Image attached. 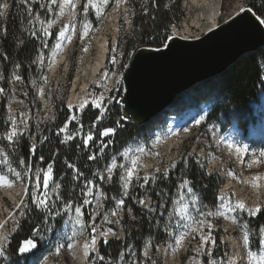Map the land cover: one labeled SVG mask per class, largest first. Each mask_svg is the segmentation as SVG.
<instances>
[{"label": "rangeland", "instance_id": "obj_1", "mask_svg": "<svg viewBox=\"0 0 264 264\" xmlns=\"http://www.w3.org/2000/svg\"><path fill=\"white\" fill-rule=\"evenodd\" d=\"M30 1L46 5L47 7L44 8H46L49 16L47 21L45 18L39 17V20L43 21L42 25L36 20L30 24L31 30L35 25L36 38L41 41L39 38L42 36L41 28H45L52 34L56 32V39L50 44L51 47H47L48 56L42 53V63L38 60L39 79L32 80L26 85L22 79L16 80L14 76L10 81V90L5 93L0 92V98L6 100L5 117L2 116V121H0V178L8 179L11 182V189L17 199L16 201L13 200L5 190L0 188V225L5 227L4 232L8 239L17 232L19 228L17 222L20 224L24 217L20 215L21 208H23L21 201H24L28 206L24 209L26 212L30 209L29 200H31L32 206L36 207L32 203V197L41 195L45 191L42 175L40 188H35L37 183L36 171L38 168H46L48 163L46 162V165L42 166L45 161H38L36 164L25 160V164H20L19 161L22 158H19L17 154L12 157L7 156L2 149V142L3 146L15 143L7 140V133L11 128L9 117L15 120L21 131H24L19 142H23V139L29 140L31 145H36V148L44 144L45 138L51 131L55 132L52 127L56 126L60 119L62 106L68 111L69 117L76 115L81 125V118H84L89 108L98 111L99 115L103 113V118L96 125V128L86 129L83 126L79 135L76 136L82 142L81 146H83V140L86 139L89 132L95 134L97 129L115 125L117 120L114 119V114L117 113V107H120L118 101L124 94L123 75L129 66L127 60L125 61L122 57L123 51L118 47L119 37L123 33L128 34L133 26V15L128 0H108L107 4H104L103 0H92L93 4L100 7V15H97L95 8L89 5V0H68L67 3L65 0H55V3H52V0ZM81 1L86 2L83 8H81ZM176 1L181 13V21L177 26L172 27L171 32L173 33V29L176 28L181 34L183 26L186 23H191L194 16L193 14L192 16L189 15L187 10V3L190 0ZM235 3L236 0L223 1L220 25L232 19L234 17L232 13L235 10L241 12V8H247L249 0H246L236 9ZM86 6L87 11H85ZM63 33L66 38L64 57L58 69L53 73L52 66L57 56L55 52ZM199 33L200 30L194 31L191 40H195ZM43 39L47 43V41L52 40V35ZM104 40L108 47V53L101 74L96 77L99 81H89V77L82 72L83 68L89 63L96 62L99 43ZM45 50L46 47H44ZM114 60L115 62H113ZM86 83L87 87L81 91V87ZM197 91L194 88L180 95L171 107L148 125L142 127L143 129L138 130L135 136L119 147L118 150L115 149L116 145H108L114 151L110 153L107 161L105 154L98 157L100 168L88 180L92 182L88 186L91 188V193L88 192V187L85 186L86 181L81 176L79 179L75 178L77 167L69 162L63 163V166H66L68 170L72 169L75 174L73 181L82 192V198L81 196L78 197V201L81 200V203H70L72 208L65 210L66 203L62 202L61 199L62 184L56 181L52 174L47 189L49 210H43V214L52 217V221H44V225L33 235L36 247L30 253L25 254L19 260H13L9 256L7 259L0 258V264H79L78 260L75 259L76 254L70 251L78 243L84 245L86 256L83 264H135L136 260L146 264L147 262L154 264L160 260L162 264H166L165 253L162 248L168 244L175 247V264H206L207 257L196 251L201 246L200 232L197 229L199 227L198 222L202 219L211 223L212 235L216 240L215 246L204 245V250L211 251L212 259L216 260L218 264H239L237 259L240 258V252L244 254L241 264H261L260 257L264 256V248L255 245L245 246L243 241V224L245 222L248 224V220L255 217H249L246 213L239 211L231 212L229 209L238 203H243L246 208L255 209L259 207L264 210V157L261 156V153H264V141H259V139L248 141L247 138L242 137L241 129L236 123L235 110L230 107L226 108V115L232 122L230 124L229 121L224 122L226 124L225 129L216 123H209L208 116L212 111L213 103L201 101L202 99L196 96ZM75 93H80L81 98L86 100L84 103V106L88 104L86 108L72 107L74 105H71V101ZM261 95L263 103L259 101V103L252 102L250 104L252 107L251 117L256 118L250 128L255 132L264 128V92ZM97 104L100 107L97 108L95 106ZM111 109L113 112L110 115ZM120 110L122 111V107ZM186 116H188L189 133L185 138H179L178 134L175 132L172 134L168 130L169 122L173 117L185 118ZM106 118L108 120H105ZM244 119L242 117V121ZM24 123L28 125L27 130H24ZM63 126L64 124L61 127ZM77 128L76 121H72L68 125L69 131H74L73 133L77 131ZM231 130L237 134L240 133L239 139L226 140L225 142L223 140L224 134ZM111 136L112 134L102 137V139L108 141L107 138H111ZM54 137L62 139L63 134ZM96 143L97 148H99V141L97 140ZM113 157H115L117 165H124V168L117 167L114 169L112 180L109 181L107 168L111 166ZM182 158H184V164L194 162L207 175L217 174L221 177L223 184L219 193V207L215 215L208 217L202 215L209 211L203 207L202 201L195 193L192 184H188L193 189L192 193H189L187 188L180 186L183 183L180 181L183 179L182 177H179L174 183L175 190L172 195H161L162 197L157 202L152 199V195L147 189L149 185L152 187L156 185L159 173L163 175L167 173L168 176L169 172L175 170ZM134 160L136 161L135 166L132 164ZM69 165L74 167H69ZM54 166L55 164H53V168ZM125 169L133 170L132 181L128 188L129 197H124L122 181L119 179L120 175L124 174ZM144 177L149 178L147 184H144ZM56 184H59L60 187L53 191ZM141 185L143 186L141 187ZM106 187H110L111 191L117 192L118 195L113 194L106 197L103 191V188ZM138 192L143 194L141 198H137ZM132 195L134 196L132 197ZM84 199H88L90 202L83 205ZM120 199L133 201V204L150 214L149 218H154L159 223L164 224L170 241L160 245L156 250H152L149 240H146L139 254L130 248V253L118 261L106 262L104 259H98L97 253L101 256L100 243L103 239L106 238L109 242L124 237L122 220L125 215L129 214L124 209L125 203L123 206L118 205L117 202ZM139 199L150 201L151 207L155 211L149 212L144 209L142 205L136 202ZM18 205H20L19 208ZM80 205H83L82 215L78 219L75 207ZM56 218L61 219L60 226L55 223ZM88 219L89 221H87ZM248 226L251 229L249 224ZM109 229L115 235L109 233ZM203 231L207 235L208 229L206 227ZM101 232L106 233V237H100L98 234ZM181 236H184L185 239L177 243ZM93 237L97 238L95 250L91 248ZM8 239L5 242L6 247ZM250 239L253 241L257 239V234L253 230L250 232ZM218 241L221 248H228V253L223 258L214 257V253L220 252ZM249 250L256 254V258L248 255ZM145 251L148 253L147 257L143 254Z\"/></svg>", "mask_w": 264, "mask_h": 264}, {"label": "trees", "instance_id": "obj_2", "mask_svg": "<svg viewBox=\"0 0 264 264\" xmlns=\"http://www.w3.org/2000/svg\"><path fill=\"white\" fill-rule=\"evenodd\" d=\"M8 2L11 5L9 12L4 16H0V29H7L6 36L0 31V77H2L0 78V88L4 90L3 93L10 90V81L15 75H19L26 85L32 80L39 79L40 69H38L37 57L42 53L48 56L49 50H47V47H51L50 44L56 39V32H54L52 40L47 41L46 50L44 51L42 41L30 34L31 25L28 21L33 16L38 13L39 17L45 18V21L49 19L46 8H41L40 3H33L30 0L27 5L21 4L20 0H8ZM262 2L264 0H249L248 7L252 8L258 17L264 19V16L257 12V8ZM85 3V1H81V8L85 6ZM128 3L133 15V26L128 34L123 33L119 37L118 47L123 51V59L130 63L134 53L142 47L163 48L162 43H167L168 41L165 38L172 36V27L180 23L181 13L178 10L176 0H128ZM253 3H255L256 7H252ZM29 7L32 9V16L27 14L26 9ZM5 56H7V59L4 58ZM17 64L20 65L19 68L16 67ZM194 88L198 90L196 96L200 97L201 101H211L213 103L212 111L208 116L209 123H216L225 129L226 124L224 122L229 121V124L232 122L226 115V108L230 107L235 110V119L238 127L246 135L248 133V125L254 120L251 117L252 107L250 104L252 102L259 103L261 94L264 92V48L243 56L221 76L203 82ZM5 106L6 100L0 98V121H2V116L5 117ZM120 107H117V113L114 114V119L117 120L116 124L110 126L115 129V132L111 138H107L109 139L108 141H105L108 143L111 140L108 145H116V150L130 141L136 132L144 127H136L122 121ZM61 110L57 125L52 127L55 132L51 131L44 144L36 148V156H30L28 153V148L31 145L29 140L23 139L21 143L5 144L4 146L2 142V149L7 156L12 157L17 154L19 158L27 162H35L36 164L39 161L38 156L43 155L45 162L42 166L54 159L55 166L52 174L54 179L62 184V202L66 204L81 203V200L78 201V197L81 196L82 198V192L73 181L75 174L72 169L68 170L66 166H63V163L69 162L75 165L83 173L82 179L87 182L92 178L94 172L100 168L98 157L102 154H98L95 160H89L88 157L93 152H99L97 143L93 144L91 142V150H88L81 146L82 142L78 140V137H75L67 145L59 143L60 139L54 136L57 129L69 118L68 111L63 106ZM112 112L113 109L110 110V115ZM97 115H99L98 111L89 108L85 113L86 117L81 118L82 125L86 129H93L92 124ZM247 116L249 117L247 118ZM242 117L245 118L244 121H242ZM105 120H108V118ZM99 127L101 128V126ZM36 140L39 141V139ZM76 145H80V147L77 148ZM113 151L114 149L112 148H106L103 153L106 161ZM54 153L58 154L54 156ZM183 162L184 158H182L175 170L169 172L167 177L163 174H158L159 179L156 185L154 187L149 185L147 188L150 195H152V199L157 202L162 196L172 195L175 190L174 183L177 182L179 177H182L183 179L180 181L187 180L192 184L205 210L215 213L219 207V193L223 184L221 177L217 174L207 175L194 162H191V164H184ZM103 191L106 197L113 194L118 195L117 192L111 191L110 187L103 188ZM137 194V198L143 196L141 192ZM29 204L30 209L26 211V215L20 221L17 232L8 239L7 252L8 256L13 260H19L24 257L25 254L19 252V247H24L23 245L26 241L33 239V235L37 233V229L44 225V221H52V217L44 215L43 210L33 207L31 200H29ZM129 208H132L136 220L133 221L131 216L125 215L122 220L124 237L120 240H110L107 244L100 243V254L106 262L118 261L122 257H126L130 253V248L135 250L137 254L141 253L146 240H149L152 250H156L160 245L167 244L170 241L164 224L159 223L154 218H149V213L137 207L133 204V201L126 200L124 209L128 211ZM54 221L58 226L62 223L61 219L56 218ZM248 224L253 232L257 234L256 229L258 226L264 225V211L257 217L250 218ZM218 245L220 252L214 253V257L223 258L228 253V248H221L219 241ZM135 264L146 263L136 260ZM147 264L150 263L147 262ZM154 264L162 263L158 260Z\"/></svg>", "mask_w": 264, "mask_h": 264}, {"label": "water", "instance_id": "obj_3", "mask_svg": "<svg viewBox=\"0 0 264 264\" xmlns=\"http://www.w3.org/2000/svg\"><path fill=\"white\" fill-rule=\"evenodd\" d=\"M260 19L253 10L244 11L200 39L187 41L172 34L168 48L138 49L123 75L124 94L118 101L122 121L136 127L147 125L183 93L221 76L243 56L264 48Z\"/></svg>", "mask_w": 264, "mask_h": 264}, {"label": "snow or ice", "instance_id": "obj_4", "mask_svg": "<svg viewBox=\"0 0 264 264\" xmlns=\"http://www.w3.org/2000/svg\"><path fill=\"white\" fill-rule=\"evenodd\" d=\"M65 2L67 3L68 0H65ZM108 0H103L104 4H107ZM21 4L27 5L29 3V0H20ZM52 3H55V0H52ZM89 5H91L93 8H95L96 10V14L100 15L101 14V9L100 7H98L96 4L92 3V0H89ZM10 3L8 2V0H0V16H4L6 15L9 10H10ZM41 8L47 7L46 5H40ZM252 7H256L255 3H253ZM252 8H241V12L244 11H251ZM27 14L29 16H32V9L29 7L26 9ZM49 11H51V9L49 8ZM85 11H87V6L85 7ZM257 12H259L262 16H264V2H262L259 6V8H257ZM33 20L39 21L41 23V25L43 24V21L39 20V14L37 13L35 16H33L32 20H29L28 23L32 24ZM260 23L264 24V19H260ZM0 31L3 32V34L6 36L7 35V29H0ZM41 32H42V36H40L39 38L42 41V46L46 47L47 44L44 41V37H49L52 35V33L45 28H41ZM33 37H37V31L35 30V25H33V30H31L30 33ZM86 34V33H85ZM166 40H171L172 37L171 36H167L165 38ZM162 47L163 48H168L169 45L168 43H162ZM160 48L155 49V51H160ZM5 59H7V56L4 57ZM38 60H40V62L42 63V54L40 56L37 57ZM115 62V60L113 61ZM17 68L20 67L19 64L16 65ZM2 78V77H0ZM15 79L16 80H20L21 77L19 75H15ZM4 90L2 88H0V92H3ZM97 108L100 107L99 104L95 105ZM84 105H80V108L83 109ZM103 118V113H101L100 115H97L95 117V120L93 121L92 127L96 128V125L101 121V119ZM9 120L11 121V128L7 133V140L8 141H13L15 143H19L20 138L24 135V131H21L19 129V127L16 125L15 120H13L11 117H9ZM72 121H76L78 128L77 131L75 133L69 131L68 129V125L72 122ZM23 123V121H22ZM197 123H199V121H197ZM28 125L27 123H24V130H27ZM83 125H81L79 123L78 117L76 115H71L65 122H64V126L60 127L57 129L56 131V135L57 136H61V134H63V138L59 140L60 144H67L69 141H72L75 139V137L77 135H79L80 131L82 130ZM115 129L113 127H104L102 129H97V132L94 134L93 132H89L87 134L86 139L83 140V146L85 149L91 150L90 149V145L89 142H93V144H95L97 142V140L99 141V152H93L92 155H90L88 157L89 160H95L98 154H103L105 148L108 147V143H110V141L108 143H106L102 137H107L111 134H114ZM95 137V138H94ZM47 139V138H45ZM77 148L80 147V145H76ZM237 151H239V149H237ZM28 153L30 156H36L37 155V151H36V145L32 144L29 146L28 148ZM58 153H54L53 155H57ZM261 156L264 157V153H261ZM38 160L43 162L45 160V157L43 155H39L38 156ZM20 164H25V160L21 159L19 161ZM55 163V160L53 159L51 162L47 163L46 168H38L36 171V178H37V183L35 185L36 189L40 188L41 185V180L40 177L42 175V184L43 187L45 189V191L41 194V195H34L32 197V203L36 206V208L41 209V210H49V203H48V187H49V182L52 179V173H53V164ZM133 166L136 165V161H132ZM30 167V166H29ZM69 167H74L73 165H69ZM117 167L120 168H124V165H117L115 157L112 158V163L111 166L107 168V171L109 173L107 179L109 181L112 180V173L114 171V169H116ZM173 167H175V165H173ZM77 171V175H76V179H79L80 176H83L82 172H79V170ZM17 175H19V173H17ZM165 176H167V173H165ZM132 177H133V170L132 169H125L124 174H121L119 179L122 181V188L124 189L123 191V195L124 197H129V192H128V188L131 184L132 181ZM103 179V177H102ZM137 179H139V177H137ZM144 184H147L149 182V178L148 177H144ZM91 181H87L86 182V187H88L89 185H91ZM189 182L187 180L183 181V183L180 185L182 188H187L189 193L193 192V189L191 187L188 186ZM143 185H141L142 187ZM60 185L56 184L55 188H53V191H56L57 189H59ZM88 192L91 193V188L88 187ZM193 196H195V194H193ZM135 199V198H133ZM90 201L88 199H84L83 201V205H87ZM137 203H139L140 205L143 206L144 209H147L149 212H153L155 211L152 207H151V202L146 200V199H139L136 201ZM119 206H123L125 201L124 199H120L118 202ZM21 205H23V208H21L20 211V215L23 217L26 215V212L24 211V209H26L28 206L27 204L24 203V201H21ZM83 205L80 206H76L75 207V212L77 214V218L79 219V217L82 215L81 209L83 207ZM18 208L20 207V205L17 206ZM65 210H70L72 208V205L66 204L65 206ZM231 212H241V213H246L249 217H257L258 215H260V213L264 210H262L261 208L257 207L255 209L252 208H246V206L243 203H238L235 207H232L229 209ZM59 214V213H57ZM128 214L131 216L132 220L135 221L136 220V216L133 215V210L132 208L128 209ZM206 217L208 216H213L215 215V213L213 212H207L205 214ZM235 219V218H234ZM198 229L197 231L200 232V247H198L196 249L197 252L201 253L203 256L207 257L206 260V264H218V262L214 259H212V253L211 251H205L204 250V245H212L215 246L216 245V240L212 235V225L211 223H207L206 219H202L198 222ZM17 227H19V222H17ZM208 229V233L207 235L204 234V228ZM244 227V235H243V241L245 246H249V245H255L256 247H260V248H264V225H259L258 228L256 229L257 232V239L255 241L250 239V232L252 231V229L249 228L247 222H245L243 224ZM95 231V229H93ZM39 230L37 229V232ZM109 233H111V229L108 230ZM112 235H115V233H111ZM100 237H106V233H99L98 234ZM7 237L4 238V241H7ZM185 239L184 236H181L179 241H177V243L182 242ZM5 242H0V258H4L7 259L8 258V252H7V247H6V243ZM104 244H107L108 241L107 239H103L102 241ZM97 244V238L93 237L92 242H91V248L93 250H95ZM36 245L33 244L31 242V240H28L25 242V246L24 247H19V252L20 253H25L28 252L30 249L35 248ZM13 251H15V249H13ZM86 254H87V247H86ZM144 256L147 257L148 253L145 251ZM248 255L252 258H256V254L254 252H252L251 250H249ZM97 258L100 260H103L104 258L102 256H99V253H97ZM261 260V264H264V256L260 257Z\"/></svg>", "mask_w": 264, "mask_h": 264}, {"label": "bare ground", "instance_id": "obj_5", "mask_svg": "<svg viewBox=\"0 0 264 264\" xmlns=\"http://www.w3.org/2000/svg\"><path fill=\"white\" fill-rule=\"evenodd\" d=\"M223 1L224 0H190L187 3V10L189 11V15L194 16L191 23H186L183 26L182 33L180 34V31L176 28L173 29L174 36L178 37L182 40H191L194 36V31L200 30L199 35L195 37V40L200 39L204 37L205 35L209 34L210 32L216 30L220 26V18L223 13ZM246 0H236V3L234 4L235 9L240 7ZM240 11L235 10L233 16L239 14ZM65 34H61L59 44L57 47V50L55 52L56 58L54 61V64L52 66V72L55 73V71L58 69L59 65L61 64L63 57H64V42H65ZM108 53V47L105 44V40L101 41L98 46V52L95 59V63L93 64H87L83 68V74L85 76L89 77V81H95L98 82L99 80L96 78L101 74L103 65L105 64V60ZM87 87V83L84 84L81 87V91H84ZM80 91V92H81ZM263 102V101H262ZM86 103V100L84 98H81L80 93H75L72 97L71 105H74L72 107H78L80 105H84ZM86 105V104H85ZM168 130L172 132V134L175 132L179 135V138H185L188 131V116L185 118L181 117H173L171 121L169 122ZM262 130V131H261ZM260 131L254 132L253 135H261L264 133V128H262ZM175 134V135H176ZM240 134V133H239ZM239 134H237L234 130L229 131L228 133L224 134L223 140L226 142V140H238ZM238 142V141H237ZM230 183L228 184V186ZM0 188L5 190L7 195H9L13 200L16 199V195L13 192L11 182L8 179L0 178ZM233 188V187H231ZM5 227L0 225V242H5L4 238L5 236ZM175 247L171 244H168L164 246L163 252L165 253L166 258V264H175V255H174V249ZM86 249V248H85ZM75 255V259L78 260L79 264H83L85 262V253H84V245L82 243L76 244L74 247L71 248V250ZM240 258L241 263L244 259V254L240 252ZM242 256V257H241ZM238 258V262L240 260Z\"/></svg>", "mask_w": 264, "mask_h": 264}, {"label": "built area", "instance_id": "obj_6", "mask_svg": "<svg viewBox=\"0 0 264 264\" xmlns=\"http://www.w3.org/2000/svg\"><path fill=\"white\" fill-rule=\"evenodd\" d=\"M87 106H88V104H86V105L83 107V109L86 108ZM75 108H76V107H75ZM158 173H159V172H158Z\"/></svg>", "mask_w": 264, "mask_h": 264}]
</instances>
